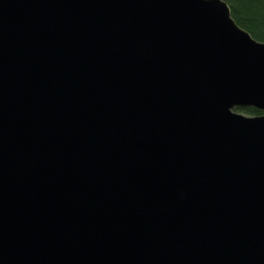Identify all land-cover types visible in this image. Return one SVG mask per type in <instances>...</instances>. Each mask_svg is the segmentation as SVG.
Wrapping results in <instances>:
<instances>
[{"label":"water","instance_id":"water-1","mask_svg":"<svg viewBox=\"0 0 264 264\" xmlns=\"http://www.w3.org/2000/svg\"><path fill=\"white\" fill-rule=\"evenodd\" d=\"M0 264H264V41L225 0H0Z\"/></svg>","mask_w":264,"mask_h":264},{"label":"trees","instance_id":"trees-1","mask_svg":"<svg viewBox=\"0 0 264 264\" xmlns=\"http://www.w3.org/2000/svg\"><path fill=\"white\" fill-rule=\"evenodd\" d=\"M236 23L247 30L257 40L264 41V0H225ZM237 111L249 115L262 114L263 111L253 108L236 107Z\"/></svg>","mask_w":264,"mask_h":264},{"label":"rangeland","instance_id":"rangeland-1","mask_svg":"<svg viewBox=\"0 0 264 264\" xmlns=\"http://www.w3.org/2000/svg\"><path fill=\"white\" fill-rule=\"evenodd\" d=\"M239 112H240V111H239ZM241 113L244 114V115H245V114H246V115H249V114H247V113H243V112H241Z\"/></svg>","mask_w":264,"mask_h":264}]
</instances>
